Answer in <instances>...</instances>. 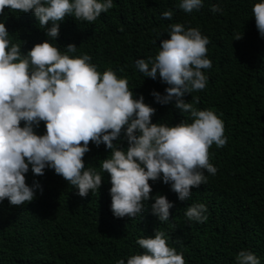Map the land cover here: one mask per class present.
<instances>
[{
  "label": "trees",
  "instance_id": "1",
  "mask_svg": "<svg viewBox=\"0 0 264 264\" xmlns=\"http://www.w3.org/2000/svg\"><path fill=\"white\" fill-rule=\"evenodd\" d=\"M254 2L203 0L198 11L185 13L178 7L179 0H113V7L91 23L65 17L53 43L61 51L74 43L76 52L71 55L87 54L101 74L111 69L126 78L134 96L143 95L144 102L155 108L152 122L167 125L182 119L191 122L189 113L171 103H155L150 92L163 93L166 85L159 78L143 77L135 69V60L157 54L169 24L198 28L209 39L206 55L212 67L202 70L207 76L205 89L185 94L183 99L198 110H213L223 121L227 141L208 149L217 172L205 173L207 183L193 188L189 199L181 201L170 185L149 181L151 195H165L173 202L167 222L152 214V200L134 219L112 215L110 181L107 173L100 172L102 159L110 155L103 144L90 142L83 157L85 167H94L103 179L100 189L86 197H80L54 170L46 168L44 175L34 176L29 168L26 183L31 186L35 179L43 191L38 189L35 198L20 208L0 205V264L20 263L21 258L27 264H114L119 257L126 262L137 238L146 237V232L153 236L156 229L166 233L167 244L182 254L185 264H235L240 250L251 251L264 264V38L251 16ZM214 4L220 12L211 11ZM165 10L173 12L171 20L162 18ZM0 22L22 52L47 39L31 11L5 8ZM237 34L242 38L234 39ZM35 131L42 134L44 123ZM121 146L127 147L125 139ZM192 203L206 205L204 222L186 218L185 210ZM9 209L33 217L26 226L14 229L10 249V227L4 223ZM51 253H55L53 262Z\"/></svg>",
  "mask_w": 264,
  "mask_h": 264
},
{
  "label": "clouds",
  "instance_id": "2",
  "mask_svg": "<svg viewBox=\"0 0 264 264\" xmlns=\"http://www.w3.org/2000/svg\"><path fill=\"white\" fill-rule=\"evenodd\" d=\"M202 5L203 0L178 3L185 13L198 11ZM112 7L113 0H0V14H5V8L31 11L47 37L25 53L20 44L11 42L5 23L0 22V205L20 208L35 198L38 189L43 191L35 179L31 186L26 183L29 168L34 176L44 175L46 168L54 170L80 197L100 189L103 172L111 185L114 217L134 219L152 200V214L167 222L173 202L165 195H151L149 181L170 185L184 201L193 188L207 183L205 173L216 174L208 149L226 144L223 121L213 110H198L183 99L185 94L205 89L207 76L202 70L212 67L206 55L209 39L198 28L169 24L157 54L135 60V69L143 77L159 78L166 85L163 93L150 92L155 103H171L189 113L191 122L182 119L172 125L152 122L155 108L144 102L143 95L134 96L126 78L111 69L101 74L87 54L71 55L76 52L74 43L64 46V51L53 43L66 16L91 23ZM211 11L221 9L214 4ZM251 13L259 36L264 38V0H255ZM161 15L171 20L173 12L165 10ZM241 38L237 34L234 39ZM41 122L45 131L38 134L35 129ZM122 139L127 141L126 148L121 146ZM90 142L103 144L110 152L102 159L100 172L85 167L83 157ZM206 212L204 203H192L185 216L190 222H204ZM32 218L10 210L4 222L10 227L9 249L14 229L26 226ZM149 234L137 238L126 262L119 257L114 264H185L182 254L167 244L164 231L156 229L153 236ZM54 257L51 253V262ZM7 264L27 263L21 258L20 263L13 260ZM235 264H260V259L251 251L240 250Z\"/></svg>",
  "mask_w": 264,
  "mask_h": 264
}]
</instances>
